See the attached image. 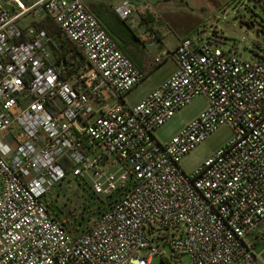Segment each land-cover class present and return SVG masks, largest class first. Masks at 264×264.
Masks as SVG:
<instances>
[{
  "label": "built area",
  "instance_id": "built-area-1",
  "mask_svg": "<svg viewBox=\"0 0 264 264\" xmlns=\"http://www.w3.org/2000/svg\"><path fill=\"white\" fill-rule=\"evenodd\" d=\"M105 1L116 2L121 20L144 15L132 0ZM27 14L52 17L73 46L63 59L44 30L18 24ZM169 58L176 72L124 106L144 72L83 0H0V135L12 143L0 146V264H150L154 256L182 264V255L189 264H264L245 242L264 220V61L188 36L152 62ZM199 95L206 108L158 142L156 129ZM222 125L232 128L231 140L185 173L182 157ZM108 166L121 173L99 170ZM67 175L88 176L101 197L129 184L87 228L70 233L45 205Z\"/></svg>",
  "mask_w": 264,
  "mask_h": 264
},
{
  "label": "rangeland",
  "instance_id": "rangeland-1",
  "mask_svg": "<svg viewBox=\"0 0 264 264\" xmlns=\"http://www.w3.org/2000/svg\"><path fill=\"white\" fill-rule=\"evenodd\" d=\"M83 1L88 6L86 0ZM100 1L107 3L105 0ZM29 15L23 18H27ZM100 17L112 32V36L120 48H128L130 52L138 53L137 55H143L144 58L148 59L150 71L146 70L143 80L126 93L123 98L124 103L122 105L134 107L176 72V63L169 58L159 65L153 64L152 57L160 49L155 51L149 46V42H146L145 48H138L134 44V35L138 29L137 26L134 29L130 28V25L134 24L131 18L124 20V22H118L106 13H102ZM202 19L203 24L188 35L190 39L198 43L210 42L228 55H236L241 59L264 61V12L253 0H231L225 5L213 8ZM223 26L231 28L232 32L223 29ZM135 65L139 68V65ZM114 101L115 99H110V102ZM206 106L207 100L204 96L199 95L192 98L181 110L156 129L155 139L160 143L168 142L185 124L198 116ZM232 137L233 130L231 127L228 125L218 127L182 157L179 166L185 173H192L206 160L214 157ZM99 170H106L116 176L121 173L117 166H108L99 168ZM88 175L90 174L88 173ZM90 183L91 178L88 176L72 178L67 175L45 197L50 213L59 220L65 221L72 231L87 228L114 199H117L124 192L129 184V182H125L119 186L110 197H101L91 192ZM167 234H171V232L160 231L157 235L167 236ZM245 242L264 262V220L245 236ZM159 243L161 245L162 240H159ZM162 250L166 249L162 248ZM181 262L182 264H189L188 256L182 255ZM150 264H160L159 258L154 256Z\"/></svg>",
  "mask_w": 264,
  "mask_h": 264
},
{
  "label": "crops",
  "instance_id": "crops-1",
  "mask_svg": "<svg viewBox=\"0 0 264 264\" xmlns=\"http://www.w3.org/2000/svg\"><path fill=\"white\" fill-rule=\"evenodd\" d=\"M36 0H29L20 2L24 6H29ZM133 3L138 6L139 11L144 10L142 18L138 19L131 17L134 24L137 26L138 32L134 35L136 46L138 48H145L146 42H149V46L152 49H167L173 50L178 42L187 37L189 34L197 30L202 25L203 17L209 13L213 8H218L221 5L229 3L231 0H132ZM88 4L87 8L95 13L96 16H101L102 13H106L112 16L118 21V16L113 11L112 6L116 4L101 3L100 0H86ZM5 6L10 10L13 8V3L8 1ZM90 7V8H89ZM209 11V12H208ZM28 15V14H27ZM25 15V17L27 16ZM30 16V15H29ZM27 17L18 21L21 27L32 25L33 22L40 21L43 16L39 17ZM148 17V18H147ZM143 18L147 20L144 21ZM101 20V19H100ZM103 22V21H102ZM150 26V27H148ZM132 29V28H131ZM155 33L156 40L147 39V33ZM121 52L133 63L139 65L141 71L146 73L148 71L149 64L148 59L144 56L137 55L138 53L130 52L128 48H120ZM156 54V53H155ZM149 61H151L149 59ZM141 67V68H140ZM148 68V69H147ZM150 71V70H149ZM174 74V73H173ZM172 74V75H173ZM2 137H4L2 139ZM0 146L6 151L12 147L10 143V136L3 134L0 135ZM252 248V247H251Z\"/></svg>",
  "mask_w": 264,
  "mask_h": 264
},
{
  "label": "trees",
  "instance_id": "trees-1",
  "mask_svg": "<svg viewBox=\"0 0 264 264\" xmlns=\"http://www.w3.org/2000/svg\"><path fill=\"white\" fill-rule=\"evenodd\" d=\"M261 9L264 12V6ZM93 14L96 16L95 13H93ZM96 17L104 25V27L108 30V32L112 35V32L108 29V27L104 24V22H102L103 20L101 19V17L100 16H99V18H98V16H96ZM143 19H144V21L147 20L146 18H143ZM118 22H124V20L119 19ZM32 26H34L37 29H40V30H44L45 31V33L47 34V36L50 39V42H51V45H52V48H53V54H54V56H55V58L57 60L58 59H63L64 58V54L68 50H70V49L73 48L72 44L69 41H67L66 39L62 38V36L60 34V30H59L58 25L55 23V21L49 15L46 14V15L43 16V18L40 21L33 22L32 23ZM148 27H150V26H148ZM59 162L62 164L63 169L66 172H68V170H69V164L66 163L65 161H63L62 159ZM45 205H46L47 211L51 215V217L53 219H55L63 228H65L70 233L77 232V231H72L66 225V222L65 221H61L58 218H56L54 215H52L50 213V210L48 209V206H47V203L46 202H45Z\"/></svg>",
  "mask_w": 264,
  "mask_h": 264
},
{
  "label": "water",
  "instance_id": "water-1",
  "mask_svg": "<svg viewBox=\"0 0 264 264\" xmlns=\"http://www.w3.org/2000/svg\"><path fill=\"white\" fill-rule=\"evenodd\" d=\"M223 29H226V30L232 32V29L231 28H227V27L223 26Z\"/></svg>",
  "mask_w": 264,
  "mask_h": 264
}]
</instances>
